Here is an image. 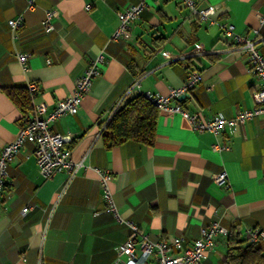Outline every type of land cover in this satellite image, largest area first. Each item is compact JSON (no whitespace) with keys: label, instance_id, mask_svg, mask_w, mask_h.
Returning a JSON list of instances; mask_svg holds the SVG:
<instances>
[{"label":"crops","instance_id":"obj_1","mask_svg":"<svg viewBox=\"0 0 264 264\" xmlns=\"http://www.w3.org/2000/svg\"><path fill=\"white\" fill-rule=\"evenodd\" d=\"M136 2L36 0L28 11L25 0H0V151L32 113L24 119L5 89L36 83L30 104L45 103L46 113L40 115L45 119L73 92L91 59L104 57L78 112L49 124L52 133L70 137L66 147L74 176L60 172L42 178L29 143L8 164L0 264H137L138 246L133 259L117 254L129 229L104 211L95 169L112 174L118 214L151 240L184 237L191 243L212 223L227 231L238 226L244 246L246 229L264 232V116L214 135L193 131L180 115L158 110L152 145L127 141L108 148L101 136L102 124L120 101L119 107L138 93L166 95L183 84L191 68L200 81L189 98L177 100L188 112L203 119L232 118L252 109L258 81L220 26L231 23L240 36L259 39L264 56V25L256 18V12L264 13V0H195L198 8L219 7L213 23L199 22L182 0H156L132 24L129 39H112L116 11ZM49 10L58 13L55 29L44 33L41 22ZM19 15L23 26L14 38L7 22ZM18 52L28 55L26 71L16 60ZM136 78L139 89L123 98ZM214 145L226 149L215 151ZM220 172L226 173L228 188L213 181ZM226 240L227 235L216 236L200 264H224ZM257 246L264 254V241ZM146 264H155L154 259Z\"/></svg>","mask_w":264,"mask_h":264},{"label":"built area","instance_id":"obj_2","mask_svg":"<svg viewBox=\"0 0 264 264\" xmlns=\"http://www.w3.org/2000/svg\"><path fill=\"white\" fill-rule=\"evenodd\" d=\"M26 9L32 11L35 8L36 0H25ZM156 0H137L116 11L118 27L112 39H129L131 37L132 24L139 19L141 13L150 7ZM183 5L190 15L197 18L199 22H214V16L219 10L218 6L209 5L205 8H198L195 0H182ZM91 6L85 5L86 12L90 11ZM57 11H46L45 17L41 22V29L44 33H51L55 29ZM259 25H264V13L256 12ZM8 27L16 37V32L23 26V17L19 15L15 19L7 22ZM221 31L227 42L236 45L247 60L250 74L258 81L257 89L252 98L255 106L250 110H242L232 118H226L222 114H215L208 119L200 118L196 113L188 112L177 100L180 97L189 98L191 91L200 81L197 69H188L183 84L179 88H172L166 95L158 93H142L146 100L155 105L159 111L178 114L184 118L190 128L196 132H209L218 135L228 131L232 133L236 127L242 126L256 116H264V56L259 52V39L240 36L235 32V27L231 23H224ZM28 55L18 52L16 60L24 71L27 70ZM104 57L102 54L95 55L83 75L76 81L73 92L66 98L60 100L56 107L47 114L45 119L40 115L46 113L45 103H37L32 106V113L25 125L19 128L13 141L2 147L0 151V205L2 203L5 180L8 177V164L27 144L34 146V156L38 174L48 179L60 172H67L73 177L76 168L71 160V151L66 144L70 142L68 135L55 134L50 131L49 124L56 119L66 115H74L78 112L85 95L88 93L92 81L99 76ZM32 99L37 91V85L30 82L27 85ZM139 89V79L136 78L128 90L124 93L126 97L133 90ZM122 100V99H121ZM123 101V100H122ZM114 108L113 113L119 108L121 102ZM174 102V103H172ZM112 113V115H113ZM215 151H222L226 146L214 145ZM98 175L102 198L105 202L104 211L110 213L121 224L129 229V236L126 241L117 246L118 256L125 255L129 259L134 257L136 246L140 249V256L137 264H146L148 258L152 257L155 264H200L208 250L214 247V238L218 235L226 236L228 231L218 223H212L207 229L203 230L199 238L186 244L184 237H175L171 241L160 238L151 240L148 235L139 231L138 227L129 220H124L117 212L113 201L110 183L112 174L109 171L95 169ZM213 181L221 187L228 188L229 182L225 172L217 173L213 176ZM31 210L28 206L23 209L26 213ZM244 237L247 243L257 244L264 241V232L258 229H246Z\"/></svg>","mask_w":264,"mask_h":264},{"label":"trees","instance_id":"obj_3","mask_svg":"<svg viewBox=\"0 0 264 264\" xmlns=\"http://www.w3.org/2000/svg\"><path fill=\"white\" fill-rule=\"evenodd\" d=\"M6 96L23 112L24 119L32 111L30 92L27 88L5 89ZM158 109L142 93L129 98L102 124L101 136L110 148L127 141L152 145L155 137ZM246 241V240H245ZM238 226L227 234V253L224 264H264V254L257 244L243 245Z\"/></svg>","mask_w":264,"mask_h":264},{"label":"water","instance_id":"obj_4","mask_svg":"<svg viewBox=\"0 0 264 264\" xmlns=\"http://www.w3.org/2000/svg\"><path fill=\"white\" fill-rule=\"evenodd\" d=\"M184 97H180V99L179 100H182Z\"/></svg>","mask_w":264,"mask_h":264}]
</instances>
